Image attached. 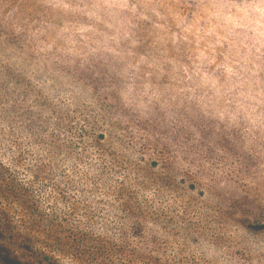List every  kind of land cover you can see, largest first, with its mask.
<instances>
[{"label":"rangeland","instance_id":"rangeland-1","mask_svg":"<svg viewBox=\"0 0 264 264\" xmlns=\"http://www.w3.org/2000/svg\"><path fill=\"white\" fill-rule=\"evenodd\" d=\"M79 236L264 264V0H0V264H82Z\"/></svg>","mask_w":264,"mask_h":264},{"label":"trees","instance_id":"trees-1","mask_svg":"<svg viewBox=\"0 0 264 264\" xmlns=\"http://www.w3.org/2000/svg\"><path fill=\"white\" fill-rule=\"evenodd\" d=\"M51 102L49 104H44V109L51 107ZM52 112L55 113V110L52 109ZM33 112H29L27 116V124L29 130H31V126H34L35 119L39 125L40 131L44 134V136H49L57 131H61L68 123H70V117L66 115L62 111H57L53 115H43L40 113L36 115ZM82 132V131H80ZM62 139L60 141L72 142L66 134L61 135ZM65 137V138H64ZM83 135H78L77 138L81 139ZM75 133L71 140L75 139ZM105 134H99V140H104ZM152 167H157L155 163L151 165ZM34 206V205H33ZM79 240L76 241V246H69L65 240H57V244L59 245V249L57 252L62 253V255L70 257V259L80 260L82 264H115V262L111 259V251L106 246L107 242L102 241L98 238H93L91 240H86L85 236H79ZM56 240V239H55ZM130 246L124 242L122 247L123 251H127ZM121 249V246L119 250ZM87 258V259H86ZM48 260V257H45Z\"/></svg>","mask_w":264,"mask_h":264}]
</instances>
